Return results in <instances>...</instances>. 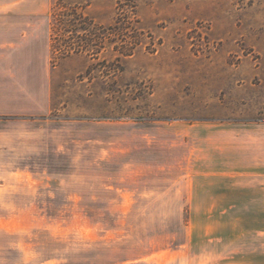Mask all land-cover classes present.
I'll return each instance as SVG.
<instances>
[{"label":"rangeland","instance_id":"1","mask_svg":"<svg viewBox=\"0 0 264 264\" xmlns=\"http://www.w3.org/2000/svg\"><path fill=\"white\" fill-rule=\"evenodd\" d=\"M65 9L94 51L52 49ZM0 13L29 16L3 22L29 64H0V264H264V0Z\"/></svg>","mask_w":264,"mask_h":264},{"label":"trees","instance_id":"2","mask_svg":"<svg viewBox=\"0 0 264 264\" xmlns=\"http://www.w3.org/2000/svg\"><path fill=\"white\" fill-rule=\"evenodd\" d=\"M131 8H133V6ZM88 21L87 17L77 14L76 9L60 10L57 14H54V22L56 24L53 28L56 34L54 36L51 35L52 49L61 54L82 51L89 53L90 46H92V43L94 45L97 39L102 36V33H100L95 24ZM125 22H127V24L129 23L123 14V18L120 16V19L118 18L115 24L112 25V28H115L116 31L119 30L121 36L126 30L127 24H125ZM66 34H68L67 38L65 37ZM95 47H97V45H95ZM120 54L125 55L123 52H120Z\"/></svg>","mask_w":264,"mask_h":264},{"label":"crops","instance_id":"3","mask_svg":"<svg viewBox=\"0 0 264 264\" xmlns=\"http://www.w3.org/2000/svg\"><path fill=\"white\" fill-rule=\"evenodd\" d=\"M29 20V16H20L13 13H0V64H29L25 56L19 52L18 30L13 24H4V21ZM16 33L13 35V33ZM10 37V40L4 41L3 37ZM14 38V39H13ZM50 34L45 35V48H49ZM25 48V46H24Z\"/></svg>","mask_w":264,"mask_h":264}]
</instances>
